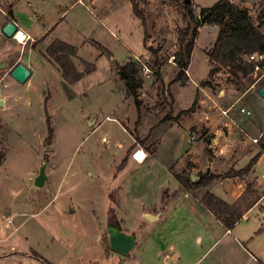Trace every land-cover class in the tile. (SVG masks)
Returning <instances> with one entry per match:
<instances>
[{
    "label": "rangeland",
    "instance_id": "rangeland-1",
    "mask_svg": "<svg viewBox=\"0 0 264 264\" xmlns=\"http://www.w3.org/2000/svg\"><path fill=\"white\" fill-rule=\"evenodd\" d=\"M29 1L0 0V29L8 20L5 8L9 5L12 10L14 5L17 8V17L24 13L33 15L35 10L43 16L33 20L31 27L24 26L34 36L52 19L61 20L35 46L32 39L18 42L0 31V140L5 151L0 166V264H137L136 261L150 264L151 254L144 245L143 249L135 247L122 254L112 250L108 242L111 215L119 221L122 230L134 235L143 220L142 209L153 204L158 196H174L181 190L180 187L174 190L173 177L166 178L165 172L173 165L166 162L170 155L167 151L151 150V156L141 163L125 160L122 165L125 151L116 147L118 142L126 146L130 141L138 112L132 96L128 102L123 100L127 91L121 90L123 84L114 75L112 59L123 63L137 57L145 66L152 64L154 57L150 50L144 57L142 21L134 15L130 0H99L100 8L92 9L91 13L79 4L70 9L68 4V8L62 10L58 5L63 8L65 4L57 0ZM216 1L191 0V3L198 15L199 8ZM231 1L247 8L264 32V0ZM138 2L147 21L146 28L152 34L149 35L154 38L152 48L159 52L157 60L166 62L178 49L177 29L187 24L183 0ZM217 28L210 25L198 28L191 60V71L198 77H205L210 67L206 51L216 39ZM55 39L78 48L80 67H84L81 60L94 65L92 72L68 85L70 91L62 84L58 69L43 56L46 47ZM19 62L36 67L24 83L10 75ZM211 64L208 78L218 69L219 83L208 81V78L205 81L215 98L229 100L240 95L237 82L249 86L256 77L252 74L251 79H242L228 68ZM158 75L152 73L151 78H145L142 71V81H156ZM158 84V99L152 106L164 110L165 114L170 96H165V86ZM145 88L150 91L147 85ZM184 96L187 104L189 100L186 94ZM242 103L251 112L246 115L249 129L257 133L264 122V100L253 89ZM171 114H167L169 119ZM46 115L53 129L49 144L46 142ZM106 115L116 119L118 115H129V125L106 120ZM159 116L157 119L163 113ZM93 120L96 123L90 125ZM206 138H210V134ZM43 162H46L47 179L43 187H37L34 177ZM190 167L187 164L178 171L188 173ZM228 170L217 174L224 176L218 179L226 178ZM204 173L214 174L209 169H201L198 174ZM210 184L207 190L214 191V180ZM193 191L198 193L203 189ZM110 207L114 209L112 212L108 211ZM259 207L261 209L255 207L248 214L247 220L240 221L231 239L222 238L218 243L236 239L245 242L243 238L249 231L264 226V201ZM118 211L121 217L116 215ZM210 232L213 237L214 228ZM144 236H139V240ZM206 240L204 237L200 247H196L194 240L186 245L185 264L203 253ZM221 244L215 251L201 256L198 264H214ZM235 244L232 242L226 256L215 264H234L229 260L230 254L237 253ZM252 244L264 249V231ZM252 246L247 245L257 255Z\"/></svg>",
    "mask_w": 264,
    "mask_h": 264
},
{
    "label": "crops",
    "instance_id": "crops-1",
    "mask_svg": "<svg viewBox=\"0 0 264 264\" xmlns=\"http://www.w3.org/2000/svg\"><path fill=\"white\" fill-rule=\"evenodd\" d=\"M136 1L139 3L138 0ZM27 2L30 3L29 0H27ZM57 2L65 4L63 8L58 5L59 9L62 10L67 9L68 4L69 9L78 4L82 5L85 9L89 10L90 13L92 12V9L100 8L98 4L99 0H57ZM37 12L38 11L35 10L33 15L24 13L21 17H17V8L15 5L13 6V13H15L14 16L16 15L13 21L18 25L19 29L26 34V36L28 35L26 39H32L31 41H33L34 46L42 41L52 28H54L61 20H57V18L52 19L42 31L34 36L30 31L24 29V26L31 27L32 25L30 24L33 20H40L43 18V16L39 15ZM64 12L65 11H63L62 14ZM110 33L116 37L112 30H110ZM148 33L152 35L151 32L148 31ZM150 35L146 45H144V57H146L147 52L149 51L148 47H153L154 44V38ZM214 42L215 39L212 42V45ZM158 54L157 59L159 58ZM172 57L173 56H170L166 62L161 61L158 66L152 65L154 63L153 59L152 64L147 66L148 68L156 69L159 78L156 81L152 80L148 83L141 81L140 86L137 89L140 105L139 109H137L138 119L135 120L133 134L130 135V141L126 146L124 143L118 142L116 147L125 151L124 156L127 161L132 160L137 164L141 162H137L133 158L132 154L135 150H142L146 154L145 160L151 156V150H154L155 152L159 149L161 151H167V154L169 153L170 155L166 157V162H171L173 165H169L168 170L166 169L167 171L165 172V175L166 178H174L176 183L172 186L174 190H176L179 187V183L174 177V174L180 173L178 170L186 168L187 164L191 166L190 169H187L188 174L194 180L198 177V173L201 169H203V171L209 169V171L214 174L223 173L231 167L237 170L242 169L249 163L256 153L259 152L258 142H254L253 139H258L264 133V122L262 123V126L259 127L257 133L250 131L249 121L247 120L246 115H249L251 112L246 105L242 103V100H244L246 94L253 89H255L258 94L259 88L264 84V79L260 78L256 80L257 78H254L249 86H245L246 90L240 93V95L232 96L229 100H222L215 98L213 94L209 92L207 81L206 85H202V82L208 78V72L212 67V62H209L210 67L205 77H198L191 71V54L190 64L187 68L189 76L186 74L184 75L186 80L182 84L181 80H175L178 67L176 63L171 60L173 59ZM131 58L133 60L139 59L137 57ZM78 59L79 57L77 53L76 57H73L72 60L76 68L79 71H83L84 67H80V59ZM113 61L114 60L112 59V64ZM24 64H26V62ZM26 66L28 67V65ZM53 66L56 67L54 64ZM28 68L33 74L36 67L31 66ZM218 74L219 70L217 69L214 75L208 78V81L214 80L213 82L219 83ZM114 75L119 79L116 71H114ZM144 77L151 78L152 73H146ZM119 81L123 84L122 80L119 79ZM61 82L62 84L64 83L63 78ZM158 83L165 86L164 95L170 96L167 100L168 105L165 114L163 112L164 110L161 111L152 106L158 99ZM145 85L149 87L150 91H146ZM121 90L122 92L125 91L124 84L121 87ZM185 94L189 100L187 104L184 103L186 98L184 96ZM196 94L198 96V103L195 111L190 112L189 114H183L175 119L179 112L186 110L191 106ZM199 94L202 96H199ZM130 97L131 94L125 92L123 100H127L128 102ZM241 107L245 108L250 113H241L239 111ZM169 112L170 114L172 112L170 115L171 119L167 116ZM223 112L225 113L223 114ZM162 113L163 116L157 119ZM151 118L152 120H150ZM104 119L125 122V126H128L129 123L127 121H129L130 116L118 115V118L116 119L110 115H106ZM95 123L96 120H93L90 122V125H94ZM122 129L125 130L124 127H122ZM205 129L208 130L206 131ZM207 134H210V138H206ZM173 172L175 173L173 174ZM249 182L254 183L255 189L260 194L259 199L231 228H226L201 201L202 195L206 191H210L223 201L231 204L241 195L245 190L246 184ZM214 185V191L211 189L207 190L208 187L212 186V184H210L206 187L199 188L203 189V191L198 193L194 192L193 189L189 191L179 189L174 196L170 194L169 196H158L153 204H150L146 209H142L143 220L138 224L137 230H133L135 231V244L133 248L136 247L143 249L145 247V249L149 250L151 254L150 258L152 260L150 264H185V259L187 257L186 245L194 240L197 241L196 247H200V244L205 237L207 240L205 242V250L203 253H198L197 257H194L195 259L188 262V264H198L201 256H204L213 250L215 251L218 245L221 244V242L218 243L220 239H231L234 229L237 228L241 220H247L248 214L255 207L261 209L259 203L264 201V151L261 153L257 161L253 163L247 174L244 176L227 177L223 180L216 179L214 180ZM112 210L114 209L110 207L108 211L112 212ZM144 214L157 215V218L154 220H147L144 218ZM116 215L120 217L122 216L119 211L116 212ZM205 223L206 226H204ZM207 224H209V226H207ZM262 226L255 228L253 231H249L248 235H245L243 238L245 242H241L235 237L236 240H231L233 243H236L237 253L230 254L229 262L231 261L234 264H264V249L262 250L258 246L252 244L253 239L263 233L264 226L261 228ZM213 228L214 236L211 237L212 232L210 231ZM143 235L145 236L139 240V236L142 237ZM232 242L227 241L221 244V247L216 252L218 255H215L214 264L215 261H222V256H226V251L228 252L229 245ZM247 245H253L252 248L257 252V255H254V252H252ZM237 255L240 256V258H238ZM135 263L139 264V261H136ZM143 263L144 262L142 261L141 264ZM147 264H149V262Z\"/></svg>",
    "mask_w": 264,
    "mask_h": 264
},
{
    "label": "trees",
    "instance_id": "trees-1",
    "mask_svg": "<svg viewBox=\"0 0 264 264\" xmlns=\"http://www.w3.org/2000/svg\"><path fill=\"white\" fill-rule=\"evenodd\" d=\"M134 15L141 19L144 27L143 43L146 45L149 39V33L146 28V19L144 13L138 6L136 0H130ZM187 24L183 28L177 29L178 34V49L173 54L174 62L178 67V72L175 80H181L182 84L186 80L184 77L185 70L188 68L191 60V54L194 49L195 39L198 33V28L202 25L217 26L218 33L215 42L206 51V55L210 62L219 67L228 68L234 75L240 74L242 78H250L253 73L255 62L248 60L247 56L258 52L264 54V32L249 14L247 8L237 5L230 0H218L210 6L199 8V14L196 15L193 10L192 3L184 4ZM6 18L14 20L15 16L12 10V5L5 8ZM156 48L148 47L154 56L153 66H158L161 62L157 60ZM78 48L65 41L55 39L44 50L43 56L45 59L56 65L61 77L64 80V87L69 90L68 85H71L80 80L85 73H90L94 70L92 63L81 60L84 69L79 71L72 58L76 57ZM261 68H264V59L259 62ZM113 68L116 71L120 80L123 81L125 90L131 94L134 99L135 106L139 109L140 101L138 100V87L142 81L143 64L132 58H128L123 64H119L116 60L113 61ZM151 69V68H150ZM153 69V68H152ZM214 70L211 69V72ZM155 74H158L155 71ZM185 78V79H184ZM206 81L202 85H206ZM237 89L244 92L246 87L237 82ZM46 101V99H45ZM198 103L196 94L191 106L179 112L175 119L183 114H189L195 111ZM47 114V113H46ZM47 125L46 142L49 144L53 129L50 124L48 115L45 119ZM259 152L249 161L242 169L228 170L227 177L244 176L247 174L255 161L264 151V133L257 139ZM5 158V151L1 147L0 140V166ZM126 158L121 163L124 164ZM120 164V166H121ZM174 177L179 183V187L183 190L199 189L206 187L213 180L224 177L217 174H199L196 179H192L185 171L174 174ZM260 194L255 189L253 182L246 184L245 190L231 204L223 201L214 193L206 191L201 198L202 203L212 214L226 227L231 228L239 221L243 214L250 209L259 199ZM110 223L115 218L110 216ZM51 264V263H49Z\"/></svg>",
    "mask_w": 264,
    "mask_h": 264
},
{
    "label": "water",
    "instance_id": "water-1",
    "mask_svg": "<svg viewBox=\"0 0 264 264\" xmlns=\"http://www.w3.org/2000/svg\"><path fill=\"white\" fill-rule=\"evenodd\" d=\"M184 4L191 3V0H183ZM19 30L18 25L11 19L7 20L1 27V33L7 38H14L15 34ZM10 75L19 83H24L29 76L31 75V70L22 62H19L11 70ZM258 95L264 100V84L259 88ZM1 105V101H0ZM46 148H49V145H46ZM46 162L42 163L39 168L37 175L34 177V185L37 187H43L45 180L47 179L46 174ZM192 178V177H191ZM144 218L147 220H154L157 218V215L144 214ZM108 242L109 247L112 250H115L119 253L126 254L134 247L135 238L134 235L125 233L121 229L119 221L116 219L109 224L108 227Z\"/></svg>",
    "mask_w": 264,
    "mask_h": 264
},
{
    "label": "built area",
    "instance_id": "built-area-1",
    "mask_svg": "<svg viewBox=\"0 0 264 264\" xmlns=\"http://www.w3.org/2000/svg\"><path fill=\"white\" fill-rule=\"evenodd\" d=\"M248 60L250 61H254V67H253V75L256 76L255 78H257L256 80L260 79L262 76H264V68H261V66L259 65V62L262 61L264 59V54L255 52L252 53L250 55L247 56ZM173 60V59H171ZM174 61V60H173ZM143 71L144 73H154L156 71V69H149L147 66L144 65L143 67ZM185 74H187V76H189L187 69L185 70ZM239 111L241 113H246L249 114L250 112L248 110H246L245 108L241 107L239 109ZM225 112H223L224 114ZM253 141H257V138H254ZM139 153V149L135 150L134 153L132 154L133 158L139 162V158L137 156V154Z\"/></svg>",
    "mask_w": 264,
    "mask_h": 264
},
{
    "label": "bare ground",
    "instance_id": "bare-ground-1",
    "mask_svg": "<svg viewBox=\"0 0 264 264\" xmlns=\"http://www.w3.org/2000/svg\"><path fill=\"white\" fill-rule=\"evenodd\" d=\"M27 36L22 30L19 29L15 34L14 39H16L18 42H23ZM137 156L139 158V162H142L143 160H145L146 154L142 150H139Z\"/></svg>",
    "mask_w": 264,
    "mask_h": 264
}]
</instances>
